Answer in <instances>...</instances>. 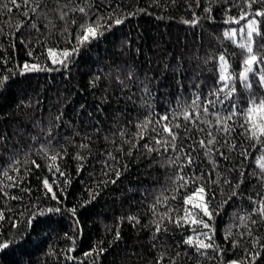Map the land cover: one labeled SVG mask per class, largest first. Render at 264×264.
Instances as JSON below:
<instances>
[{"label":"trees","instance_id":"obj_1","mask_svg":"<svg viewBox=\"0 0 264 264\" xmlns=\"http://www.w3.org/2000/svg\"><path fill=\"white\" fill-rule=\"evenodd\" d=\"M75 2L83 4L84 0ZM235 2L240 7L233 6V0H227V3L225 0H200L199 6L196 0H94V10L99 15L107 19V14L113 12L115 18H123L124 22L108 29L107 24H112V20H107L104 35L81 47L69 58L65 69L59 64L52 65L47 58V48L59 52L72 47L65 40L68 34L61 35L62 22L57 21V28L51 36L42 24L37 32L29 27L31 21L20 14L23 8L17 10L9 0H0V3L12 7L11 13L6 8L0 13V29L3 30L0 34V78L8 77L0 88V166L6 167L11 160L18 159L21 161L18 165L21 176L27 169H32L31 175L20 184V188H29L30 192L15 187L5 189L7 196L0 192V211L5 215V220L0 222L3 225L0 233L6 241H23L0 251V264H158V261L159 264H172L173 259L175 264H220V256L211 250L207 252L209 256H216L213 260L182 243L184 236L192 234L188 226L177 228L165 220L168 231H155L152 221L158 220L159 214L167 207L157 205L155 215L149 207L162 192L164 196L172 194L174 185L168 177L175 175V168L153 163V160H161L156 153L151 157L138 156L134 150L131 157L121 156L114 151L116 145L109 141L115 139L119 145V136L113 134L122 128L128 129L129 133L135 131L133 124L143 120L148 113L143 106V101L149 99L142 91L144 84L152 92L155 113H163L169 102L175 106L176 96L181 94L179 85H183L182 94L187 95L190 82L215 80L216 61L210 58L218 57L225 49L229 54L235 53L234 57H228L229 63L236 72L240 71V49L224 39L223 32L238 30L246 21L235 24L225 23V20L229 17L238 19L241 9L254 11L264 5L254 4L249 10L243 0ZM210 3L212 10L210 18L206 19L204 17L209 14L204 9ZM193 13L200 18L198 23L195 26L183 23L184 20L192 21L195 18ZM73 17L77 23H83L85 19L80 13H70L69 20ZM95 19L96 16L92 15L91 20ZM100 23L105 24V21ZM18 25H21L19 31ZM69 29L75 43L77 27L70 24ZM260 31L264 33V22L260 24ZM235 40L245 42L239 35ZM29 50H33L32 56L28 55ZM25 62L41 67H59L60 71H25L21 75ZM129 70L134 72V83L127 80ZM117 76L125 83H132L131 89H122ZM96 77L100 79L97 81ZM237 91L244 105L247 93L239 83ZM253 91L257 94L262 91L255 82ZM239 132L237 127L233 133L238 150L242 140ZM105 136L109 141L104 139ZM199 136L203 138L204 134ZM191 142L178 141V145L187 148ZM82 143H87L89 148H79ZM42 146L53 153L58 151L63 155L67 152L63 160H57L65 177L57 174L56 179L61 183L65 178L70 181L59 204L44 195L41 180L47 177L52 183L53 177L45 167L43 155L38 154ZM109 150L118 157L119 163L110 161L113 171L104 175L100 161L107 159ZM124 151H128V145L124 146ZM249 151L252 157L245 168L246 181L239 189L243 195L233 197L223 205L218 216L213 212L214 219L208 222L215 229V242L225 250L221 254L225 262L243 260L244 264H264V224L252 226V236H248L243 227H238L240 222L235 218L251 211L249 195L260 198L257 195L261 191L260 184L254 178L247 179L248 172L255 168L253 158L259 153L251 148ZM77 153L86 159H73ZM31 160H35L40 168L26 163ZM241 160L242 157L233 152L230 161L222 163L225 167H239ZM197 163L200 167L210 168L202 152ZM78 164L84 165L79 174ZM116 168L121 172L118 180L114 174ZM9 175L16 176V173L9 170ZM238 175V172L229 174V178L235 182ZM112 180L116 182L111 183ZM103 181L109 182L105 184ZM53 191L60 195L55 185ZM213 191L216 198L210 204V210L229 195L227 186L223 194L216 186ZM13 195L22 199L13 200L10 198ZM168 204L176 208L181 201L170 199ZM49 208H60L61 211L48 212ZM73 208L75 215L66 210ZM40 212L44 215L38 216L39 223L29 229V216ZM180 214L172 213L173 217ZM9 217L16 221V228L11 227ZM128 217H135L139 223L130 222ZM253 219L259 218L253 216ZM229 225H232V236L226 241L224 235ZM117 232L119 239L116 238ZM257 238L262 239L254 246L253 241ZM232 241H238L239 247L233 249ZM101 248L104 249L102 253ZM93 249L96 251L92 255H84ZM257 252L259 256L253 261ZM161 254L163 260H159ZM69 256L72 259H68Z\"/></svg>","mask_w":264,"mask_h":264},{"label":"snow or ice","instance_id":"obj_2","mask_svg":"<svg viewBox=\"0 0 264 264\" xmlns=\"http://www.w3.org/2000/svg\"><path fill=\"white\" fill-rule=\"evenodd\" d=\"M9 3L17 10L23 8L20 14L31 21L29 27L35 29L37 32L40 31V25L42 24L51 36L53 30L57 28V21L62 22L61 35H64V33L68 34L65 36V40L72 47L70 50L65 48L59 52L54 48H47V58L51 60L52 65L59 64L65 69H67L68 63L70 62L69 58L78 53L81 47L91 43L98 36L104 35L103 29H105L107 20H112V24H107L108 29L124 22L123 18H115L113 12L107 14V19L99 15L94 10V0H84L83 4L76 3L75 0H9ZM196 3L199 6L200 0H196ZM225 3H227V0H225ZM243 3L251 10L254 4L264 5V0H243ZM233 6L240 7L235 0H233ZM5 8L8 13L12 12V7L0 3V13ZM211 10L210 3L204 9L209 16L204 18H210ZM113 11L116 10L113 9ZM70 13L82 14L85 18L83 23H77L75 17L69 20ZM92 15L96 16L95 20H91ZM129 15L132 14L130 13ZM193 15L195 17V13ZM249 16L252 19L249 20ZM32 17H35V19H32ZM257 17L264 18V7L257 8L254 11H244L241 9V14L238 19L236 17H229L225 20V23L235 24H240L242 20L246 21L238 30L231 29L223 32L224 39L231 41L240 49L239 54L242 59L239 72H236L231 67L228 59L229 56L234 57L235 53L229 54L227 53V49H225L218 57L210 58L216 61L214 65L215 80L207 83L204 81L190 82V92L187 95L182 94L183 85H179L181 94L176 96L175 106H173L172 102H169L163 113H155L153 104L151 103L152 92L148 85L144 84L142 91L149 99L143 101V106L148 109V113L143 120L133 124L135 131L129 133L128 129L122 128L117 133H114L113 135H118L120 138L121 143L119 145L116 144L115 139L109 141L107 136L104 137L106 141L116 145L114 151L121 154V156L126 155L131 157L133 156L134 150L138 156L151 157L152 153H156L157 156L161 157V160H153V163H159L161 167L175 168V175L168 177L174 185L171 189L172 194L170 196H164L162 192L155 198V203L149 207V210L154 215L156 214L157 205L164 204L167 207L164 213L159 214L158 220L152 221L155 224V231L157 233L168 231L167 227L164 226L165 220L174 224L177 228L183 229L185 226H188L192 234L184 236L182 243L188 249H194L201 256H205L209 260L216 258V256L208 255L207 250H211L217 256H220V264H244L243 260L224 261L221 254L225 250L215 242V229L208 221L214 219L213 212L218 216L220 214V208L231 201L233 197L239 198L243 195L239 189L246 181L245 168L247 167V161L252 157V152L249 151V148L259 153L258 156L253 158L255 168L248 172L247 179L251 180L254 178L260 184L261 191L257 193L260 198L254 199L249 195L247 199L252 204L251 211L246 212L245 215L235 216V218L240 222L238 227H243L248 236H252V226L258 223L264 224V33L260 31V24L264 20H258ZM199 19V17H195L192 21L184 20L183 23H191L195 26ZM101 20H104L105 24H101ZM70 24L76 25L77 27L75 43L71 39ZM20 26H17V31H19ZM0 34H3L2 29H0ZM237 35L245 42L237 43L235 40ZM253 45H255V48ZM32 54L33 50H29L28 55L32 56ZM25 71H60V68L41 67L39 64L25 62L20 70V74L23 75ZM13 74L15 75V73ZM133 76L134 72L129 70L127 80L134 83ZM95 79L98 81L100 78L96 77ZM7 80V76L0 78V88H3ZM116 80L122 89H131L132 83H125L119 76L116 77ZM253 82L262 90L260 94L253 91ZM238 83L244 92L247 93L244 105L241 104L237 91ZM201 85H203V88ZM95 86L96 84L93 83V87ZM128 99H131V96ZM237 127L240 129L239 137L242 138L239 144V150L236 139L233 137V133L236 132ZM181 131L184 133L183 136H181ZM200 133L204 134L203 138H200ZM85 139L90 140L91 137H86ZM185 140L192 141L187 145V148L178 145V141L182 143ZM245 144L248 147H245ZM125 145H128L127 152L124 151ZM78 147L88 149L89 145L82 143ZM169 152L174 153V155H167ZM201 152L203 159L207 161L210 168L200 167L197 163L200 159ZM233 152H236L239 157H242L240 166L232 165L231 167H225L222 162H229ZM193 153H197V155L194 156ZM38 154L43 155V158L46 160L45 167L53 177L52 183H49L47 177L41 180L44 195L51 200H55L58 204L62 203L61 196L64 195L70 181L65 178L63 183H61L56 179L57 174L60 177H65V172L61 169L57 160H63L67 152L65 151L63 155L58 151L53 153L47 147L42 146L38 150ZM106 155L107 159L100 161L103 165L102 172L104 175H108L110 171H113V164L110 161L119 163L118 157L113 155L112 150H109ZM73 159L83 161L86 157L77 153ZM20 163L21 161L16 159L11 160L6 167L0 166V177L3 178L0 179V192L5 196L8 195L5 191L6 188H20L23 180L32 173V169L29 168L21 176L20 168L18 167ZM26 163H31L36 169L40 168V165L35 160ZM83 167V164L77 165L78 174ZM222 168L223 171H221ZM9 170L15 172L16 176L9 175ZM237 172L239 175L236 181L233 182L229 178V174ZM114 174L118 180L121 172L116 168ZM37 178L40 179V177ZM5 181H10L11 183H5ZM108 182L103 181L105 184ZM115 182L116 180L111 181V183ZM53 185L59 191V196L56 191H53ZM213 186H216L221 194L224 192V187L227 186L229 188V195L220 205H216L210 210L209 206L216 198ZM20 191L30 192L31 189L20 188ZM181 192L184 194L180 195ZM98 194L96 193L95 195ZM10 198L13 200L22 199V197L15 195ZM170 199H179L181 204L176 208H172L168 204ZM66 210L75 215L74 208ZM47 211L60 212L61 209L49 208ZM172 213L182 214L173 217ZM21 215H24V213H21ZM42 215H44L43 212L32 213L28 218L27 227L32 229L36 223H39L38 216ZM253 216L259 219H253ZM204 217H207V220ZM4 220V212L0 211V222ZM9 220L11 221V227L16 228L18 226L15 220H11L10 217ZM128 220L130 222L135 220L136 223H139V220H136L135 217H128ZM76 223L78 224L79 221H76ZM2 226L0 224V227ZM231 228L232 225H229L228 230L225 232L224 239L226 241L232 236ZM204 229L208 231H204ZM116 238L119 239L118 232ZM262 238L254 240V246ZM22 242V240L6 241L3 239V234L0 233V251L8 249L13 244ZM237 247H239V242L232 241V248L235 249ZM93 251H96V249L86 252L84 255L90 256ZM103 251L104 249L101 248L100 253ZM179 255L180 253H177V256ZM258 256L259 252L253 257V261ZM68 259H72V257L69 256ZM163 259L164 255L161 254L159 260ZM172 264H175V259H173Z\"/></svg>","mask_w":264,"mask_h":264}]
</instances>
